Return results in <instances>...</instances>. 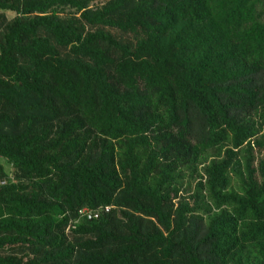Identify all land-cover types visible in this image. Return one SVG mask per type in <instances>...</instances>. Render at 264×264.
<instances>
[{"label":"trees","instance_id":"1","mask_svg":"<svg viewBox=\"0 0 264 264\" xmlns=\"http://www.w3.org/2000/svg\"><path fill=\"white\" fill-rule=\"evenodd\" d=\"M0 157V264H264V0H0Z\"/></svg>","mask_w":264,"mask_h":264},{"label":"rangeland","instance_id":"2","mask_svg":"<svg viewBox=\"0 0 264 264\" xmlns=\"http://www.w3.org/2000/svg\"><path fill=\"white\" fill-rule=\"evenodd\" d=\"M10 15H13V14L10 13ZM0 162L3 163V165L5 166V169H6L7 171H11V166L5 161L4 158L0 157Z\"/></svg>","mask_w":264,"mask_h":264},{"label":"built area","instance_id":"3","mask_svg":"<svg viewBox=\"0 0 264 264\" xmlns=\"http://www.w3.org/2000/svg\"><path fill=\"white\" fill-rule=\"evenodd\" d=\"M84 210H87V209H84ZM95 215H96V216H98V214H97V213H96Z\"/></svg>","mask_w":264,"mask_h":264}]
</instances>
